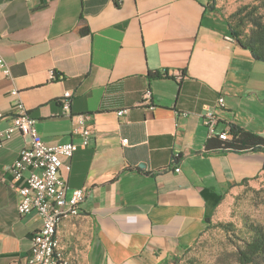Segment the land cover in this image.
<instances>
[{
	"label": "crops",
	"instance_id": "0c3cea01",
	"mask_svg": "<svg viewBox=\"0 0 264 264\" xmlns=\"http://www.w3.org/2000/svg\"><path fill=\"white\" fill-rule=\"evenodd\" d=\"M213 5L0 0V50L10 66L8 75L0 69V127L19 99L48 144H80L77 115L92 132L61 170L67 197L86 193L58 227L70 264H171L206 231L208 210L214 219L237 187L264 172L263 151L227 149L203 124L224 97L220 128L264 136V61L232 37ZM67 90L71 115L60 101ZM28 140L15 132L0 144V264L25 258L43 225L36 211L19 212L24 181L11 172Z\"/></svg>",
	"mask_w": 264,
	"mask_h": 264
},
{
	"label": "built area",
	"instance_id": "2783aa9c",
	"mask_svg": "<svg viewBox=\"0 0 264 264\" xmlns=\"http://www.w3.org/2000/svg\"><path fill=\"white\" fill-rule=\"evenodd\" d=\"M31 1V0H27ZM0 69L10 74V66L0 50ZM53 77L57 74L52 72ZM18 91L14 90L13 95ZM73 92L67 90L60 98L64 113L71 115ZM151 91L143 94L149 99ZM225 105V98L220 97L218 106L209 108L203 115V124L207 129L209 139L219 138L230 140L233 125L227 123L220 128V117L217 109ZM123 111H119L121 114ZM86 115H77L73 132L81 135V143L74 142L48 144L45 142L37 128V120L33 118L28 108L21 100L16 102V111L12 122L5 128L0 127V144L12 138L15 132L28 136V144L11 168L15 180H23L18 187L20 200L18 210L21 214L36 211L42 218V228L31 239V251L25 258H17L14 264H70L65 256L60 240L55 235V226H59L67 215H76L80 212L85 199V190L78 188L67 197L68 182L61 174L65 168L70 170L67 162L79 146H87L91 141V130L85 126ZM128 139H123L127 144ZM176 171H180L177 167Z\"/></svg>",
	"mask_w": 264,
	"mask_h": 264
},
{
	"label": "rangeland",
	"instance_id": "374dc122",
	"mask_svg": "<svg viewBox=\"0 0 264 264\" xmlns=\"http://www.w3.org/2000/svg\"><path fill=\"white\" fill-rule=\"evenodd\" d=\"M214 1L219 15L236 24L232 14L245 5L252 6L264 0ZM213 220L214 225L201 234L188 252L179 256L177 264H240L237 248L250 238L249 224L264 227V172L252 182L237 187L228 204L217 211Z\"/></svg>",
	"mask_w": 264,
	"mask_h": 264
},
{
	"label": "trees",
	"instance_id": "16d2710c",
	"mask_svg": "<svg viewBox=\"0 0 264 264\" xmlns=\"http://www.w3.org/2000/svg\"><path fill=\"white\" fill-rule=\"evenodd\" d=\"M212 2L214 3L213 8L218 11L215 1L212 0ZM231 16L237 21L236 24H233L227 20L232 37L241 46L249 49L256 59L264 61V1L252 6L245 5ZM248 26L250 27L249 31L244 32V29ZM155 75L157 73L151 74V76ZM231 133L232 138L230 140L219 139L224 142L227 149L236 151L260 150L264 152V136L244 131L236 126L232 127ZM245 183H248V181L246 180ZM212 215L213 211L209 210L205 214L206 229L214 225ZM249 232L250 238L245 239L237 248V259L240 264H264V227L260 224L251 223L249 224ZM190 249L188 248L186 252ZM179 260V256L175 257L171 264H177Z\"/></svg>",
	"mask_w": 264,
	"mask_h": 264
},
{
	"label": "bare ground",
	"instance_id": "6f19581e",
	"mask_svg": "<svg viewBox=\"0 0 264 264\" xmlns=\"http://www.w3.org/2000/svg\"><path fill=\"white\" fill-rule=\"evenodd\" d=\"M58 227H59V226H55V235H57Z\"/></svg>",
	"mask_w": 264,
	"mask_h": 264
}]
</instances>
